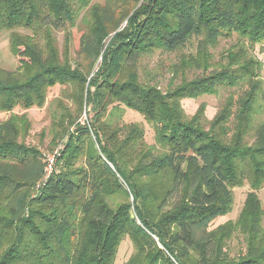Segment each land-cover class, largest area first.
Wrapping results in <instances>:
<instances>
[{
	"label": "trees",
	"instance_id": "16d2710c",
	"mask_svg": "<svg viewBox=\"0 0 264 264\" xmlns=\"http://www.w3.org/2000/svg\"><path fill=\"white\" fill-rule=\"evenodd\" d=\"M79 17L78 61L70 43ZM2 31L19 66L0 67V111L42 107L50 88L69 85L88 119L62 112L47 175L41 150L25 142L26 114L0 121V264H115L125 237L134 250L123 264H264V120L253 125L264 90L252 53L256 44L264 52V0H0ZM233 34L212 64L209 48ZM192 38L196 55L180 57L178 84L141 81L144 56ZM192 67L200 74L185 78ZM219 89L229 93L211 119L203 103L184 112L182 99ZM120 105L153 125L154 144L139 124L109 120ZM244 182L236 220L210 228ZM236 233L243 248L231 255Z\"/></svg>",
	"mask_w": 264,
	"mask_h": 264
},
{
	"label": "rangeland",
	"instance_id": "374dc122",
	"mask_svg": "<svg viewBox=\"0 0 264 264\" xmlns=\"http://www.w3.org/2000/svg\"><path fill=\"white\" fill-rule=\"evenodd\" d=\"M104 0H91V3L102 4ZM83 13V11H82ZM81 13V15H82ZM80 15V17H81ZM77 20L76 25L71 28V43H70V58L71 60H78V48H79V36L84 29V21ZM21 33L30 34L31 32L26 29H18ZM56 38V44L59 51L63 49L64 31L59 30L54 33ZM238 41V36L233 34L229 38L220 39L216 46L210 47L208 52L211 53V63L216 64L219 61L221 53L225 49L230 47ZM198 45V39L192 38L182 49L175 52H164L155 51L152 54L144 56L137 67V71L141 81H146L150 84L157 85L161 90H165L168 87L174 86L180 82L181 74L174 73L176 66L179 65L181 56L196 55V49ZM252 53L261 61L262 66L260 70V78L263 81L264 90V52L260 50V45L256 44ZM179 63V64H178ZM19 66V57L14 55L10 51L9 44V31H2L0 33V67L4 70L12 71L17 69ZM201 68L192 67L186 69L183 72V76L190 79L200 74ZM240 88L232 90V94L237 95ZM73 88L69 85H56L48 90L45 104L42 107H32L29 109H23L16 107L11 112L0 111V121L6 120L11 114H26L30 122V130L28 136L25 138V142L38 147L41 150L42 155L45 157L44 162L47 168L49 160L56 153L58 144L52 141L58 127L57 123L60 119L62 112L72 114L73 119L77 118L80 123H86L88 116L87 113L82 111L78 114L75 102L72 98ZM229 93V90L219 89L216 94H203L196 98L182 99L181 106L184 112L190 116L192 115L197 107L203 103L205 105V118L211 119L220 107L222 101ZM233 94V95H234ZM119 110H113L111 120L121 121L123 123H137L144 130V138L147 144L155 143L154 127L150 122H147L141 114L138 112L128 109L123 105L118 107ZM113 117V119H112ZM264 120V99L261 97L257 100L255 105V113L253 119V125H257L259 122ZM58 144V145H57ZM53 168V167H52ZM50 170V169H49ZM45 172V169H44ZM47 172V169H46ZM45 172V173H46ZM233 191V203L230 213L224 217L216 218L210 225V228H214L218 224H221L227 220L235 221L238 217L246 194L249 191V186L246 182L242 185L235 186L232 188ZM258 198L262 205H264V184L257 191ZM114 200H119L117 196ZM229 252L231 255L237 254L242 248V237L239 234H235L234 237L228 242ZM134 248L130 240L125 237L118 247L115 264H123L133 252Z\"/></svg>",
	"mask_w": 264,
	"mask_h": 264
},
{
	"label": "built area",
	"instance_id": "2783aa9c",
	"mask_svg": "<svg viewBox=\"0 0 264 264\" xmlns=\"http://www.w3.org/2000/svg\"><path fill=\"white\" fill-rule=\"evenodd\" d=\"M50 162H48L47 164V168H45V172H46V169H47V172H46V175L50 173V171L52 170V167H53V162H54V156L52 157V159L49 160ZM50 169V170H49Z\"/></svg>",
	"mask_w": 264,
	"mask_h": 264
}]
</instances>
